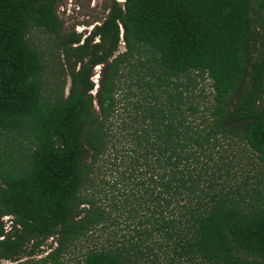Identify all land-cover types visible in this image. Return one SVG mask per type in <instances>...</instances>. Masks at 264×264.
<instances>
[{"label": "trees", "instance_id": "obj_1", "mask_svg": "<svg viewBox=\"0 0 264 264\" xmlns=\"http://www.w3.org/2000/svg\"><path fill=\"white\" fill-rule=\"evenodd\" d=\"M56 3L0 0V133L12 137L0 146V258L18 260L34 238L57 236L52 257L109 233L117 216L88 191L111 158L136 197L133 232L83 264H264V188L232 190L221 150L238 140L264 161V0H110L83 40L61 34ZM32 26L56 36L68 94H45Z\"/></svg>", "mask_w": 264, "mask_h": 264}, {"label": "rangeland", "instance_id": "obj_2", "mask_svg": "<svg viewBox=\"0 0 264 264\" xmlns=\"http://www.w3.org/2000/svg\"><path fill=\"white\" fill-rule=\"evenodd\" d=\"M122 1V0H120ZM110 0H57L56 12L62 20L61 34L71 32L82 33L83 38L89 34L92 28L101 23L109 12ZM264 37V36H263ZM31 42L42 50L47 59V67L45 73L44 92L45 94L56 93L59 87L65 85V93L68 94L71 85V76L69 75L67 65L62 57V49L57 44V38L53 33L37 26H32L29 31ZM99 39L96 38L95 41ZM120 50H124V43L120 44ZM102 65L94 68L92 79L95 81L94 92L98 88V80ZM124 90H120L122 104L120 108L130 105V99H126L127 87L124 84ZM198 89L202 92L209 93L211 91L210 80L202 79L198 83ZM93 92V93H94ZM140 98V96H138ZM137 100L138 98H133ZM133 100H131L132 102ZM123 111L122 109H120ZM117 127L118 121L114 122ZM12 140L11 135L0 133V146L5 147L7 141ZM223 145L221 150L223 154L231 156L235 162L234 170H232L228 181L233 189L238 187L241 190L247 186H260L264 188V161L258 158L253 150L243 142L238 140L224 139L221 141ZM229 144V145H228ZM7 151L12 150L6 148ZM15 151V150H14ZM124 166L114 164V160L109 158L101 164L100 175L95 179V184L89 193L103 197L105 204H111L114 215L117 216L116 223L110 228L109 233L101 231L89 232L87 238L76 240L74 244L63 246L58 253L50 256L55 249L59 240L57 236L46 238L41 245H35L38 241L36 238L26 243V252L20 255L18 260L0 258V264H83V257L87 250L95 245L100 244L107 238L122 239L124 235H130L133 231V219L130 217L129 207H134L136 197L131 192V183L129 180L122 179L121 171ZM247 181V183H245ZM98 189L101 192L98 193ZM6 230H10L13 226V216H3ZM3 238V236L1 237ZM47 260L45 262L44 260Z\"/></svg>", "mask_w": 264, "mask_h": 264}]
</instances>
